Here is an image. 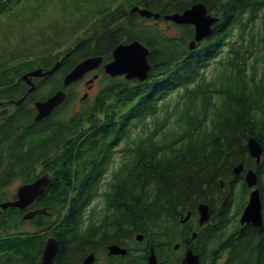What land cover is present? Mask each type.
<instances>
[{"label":"trees","instance_id":"16d2710c","mask_svg":"<svg viewBox=\"0 0 264 264\" xmlns=\"http://www.w3.org/2000/svg\"><path fill=\"white\" fill-rule=\"evenodd\" d=\"M21 1L0 0V15ZM197 2L221 21L192 53L184 55L183 37L192 36L191 27L178 26L181 37L167 36L120 4L115 11L98 12L103 24L93 22L71 48L48 52L40 66L51 67L61 57L55 73L59 89L61 77L78 61L88 56L107 61L119 44L138 39L151 50L152 70L143 83L104 75L106 87L81 111L68 114L66 107H58L37 123L30 104L0 113V203L13 198L8 187L17 180L43 174L51 178L46 194L38 199L40 207H47V216L26 222L17 208L0 212V264H41L48 234L59 242L51 264H77L101 230L93 221L83 228L84 214L99 196L116 218L113 241L142 234L155 245L168 231L176 232L181 217L190 213L187 225L197 220V207L205 204L213 224L204 226L195 239L200 264H264V225L241 226L236 218L247 194L245 183L231 217L233 192L219 208L233 169L239 164L245 169L255 166L247 139L254 137L264 148V116L259 115L264 105L257 109L255 75L247 77L242 69L253 52L251 70L259 62L264 66V10L258 16L264 0L250 6L243 0H152L149 8L146 0L137 4L163 16L182 13ZM33 62L23 59L3 73L17 72L18 78ZM212 62L217 65L215 76L207 79ZM3 88L7 90L0 98L14 99L21 93L16 79L6 81L0 74ZM116 155L119 164L112 167ZM130 168L132 182L122 195ZM109 170V187L100 190ZM259 175L264 177V166ZM127 258L144 262L139 249Z\"/></svg>","mask_w":264,"mask_h":264},{"label":"rangeland","instance_id":"374dc122","mask_svg":"<svg viewBox=\"0 0 264 264\" xmlns=\"http://www.w3.org/2000/svg\"><path fill=\"white\" fill-rule=\"evenodd\" d=\"M137 1L139 0H22L11 10L0 15V74L2 78L6 81L15 80L17 72L8 70V73L4 75L3 70L16 65L23 59L33 60L32 66L37 68L44 64L42 58L47 56L48 52L63 53L67 48H71L79 36L86 32L87 26L93 22L103 24L104 18L98 16V12L115 11L120 4L129 11L132 8L131 5L136 4ZM151 2L152 0H146L147 8ZM157 26L168 36H174L178 32L174 25L159 23ZM142 45L147 48L144 43ZM90 57L93 56L85 57L83 60ZM61 61L60 57L57 62L60 64ZM247 65L249 64L247 63ZM216 66L215 62L209 65L205 73L207 79L215 76L214 68ZM247 71L249 72V69ZM260 72L261 68L258 69V76ZM91 78L92 75L89 73L86 79L75 81V84L72 85L73 98L67 105L68 114L78 112L87 106L85 102L80 101L81 97H86V100L90 102L96 94L105 88L106 83L103 82L101 76L95 81H91ZM55 79L58 80V77ZM57 84L58 82L35 97L45 96ZM263 87L264 70L256 82L257 89ZM19 185L20 181L17 180L8 189L15 191ZM236 189H239V185ZM237 198L238 196L235 194V202H237ZM100 202L101 199L98 198L95 203L101 206ZM175 228L178 231L182 227Z\"/></svg>","mask_w":264,"mask_h":264},{"label":"water","instance_id":"95a60500","mask_svg":"<svg viewBox=\"0 0 264 264\" xmlns=\"http://www.w3.org/2000/svg\"><path fill=\"white\" fill-rule=\"evenodd\" d=\"M146 18L154 16L158 18V14H152L147 10H142L139 12ZM165 20H170L176 24H189L194 27V40L190 43V49H193L197 42H200L203 38L208 37L211 33V26L215 22L216 18L211 17L207 14L206 8L203 4L193 5L191 8L185 10L183 13L166 15ZM148 50L141 46L137 41L128 44L120 45L116 47L113 52V60L104 65V71L111 76L123 75L125 74L126 79L137 78L140 81H143L147 78V73L150 70V65L147 60ZM102 57H90L79 64H77L71 72H69L64 80V86L70 84L71 82L77 81L83 77V75L96 69L102 63ZM50 71L43 72L41 69L34 70L27 75L21 77L22 80H26L28 77H39L44 74H48ZM96 78V77H95ZM30 83V80L27 81ZM31 85L30 91L33 89L34 85ZM65 94L62 91H58L54 96L50 97L45 102H36L35 107L37 110L34 121H39L42 118L48 116L50 112L58 106L64 99ZM21 100L16 102V105H19ZM247 151L249 155L254 158L258 163L260 157L263 153L260 143L254 137H249L246 143ZM243 170V165L239 164L233 169L235 174L234 180L239 176ZM233 180V181H234ZM257 176L254 173V170H249L245 175V181L248 187L252 188L257 184ZM232 181V182H233ZM50 179L47 176H42L35 180L33 183L21 186L17 189L16 195L17 199L13 202H3L0 204L2 210H6L9 207H15L20 210L25 209L30 205L38 196L44 193V188L49 184ZM224 204V203H223ZM199 214V224H207L210 214L208 206L200 204L197 207ZM46 211H36L34 213H27L23 219H30L37 214H42ZM189 217V214L182 219V223L186 222ZM240 224L252 225L254 227L262 226V213H261V200L259 196L258 188L251 190L249 194V199L246 207L244 208L240 220ZM195 235V233H194ZM138 239H142L141 235H137ZM58 241L53 237H48L45 240L43 251L40 256V261L42 264H49L53 261L54 257L58 251ZM109 254H126V250L118 246H110ZM93 262V256H88L83 264H91ZM184 262L186 264H199L198 256L193 255L192 251L189 249L186 253ZM149 264H156V257L151 249L150 255L148 257Z\"/></svg>","mask_w":264,"mask_h":264},{"label":"flooded vegetation","instance_id":"af4514ba","mask_svg":"<svg viewBox=\"0 0 264 264\" xmlns=\"http://www.w3.org/2000/svg\"><path fill=\"white\" fill-rule=\"evenodd\" d=\"M254 2V0H243V4L245 6V4L247 3V6H250L251 3ZM196 4H200V2L194 3L193 5ZM262 14V11L259 12L258 16L260 17ZM213 17H217L219 20L218 22H220L221 18L220 16L213 14ZM259 19V18H258ZM256 24L260 23L257 21H255ZM263 52V51H261ZM263 66V63H260V67ZM29 71H25L23 73H27ZM22 73V74H23ZM92 75V77L94 76V74H90ZM87 75L83 78L86 79ZM54 76H50L49 78L46 77H42V78H32L31 81L34 83L35 85V90L36 91L38 85H50L52 83ZM39 79V81L37 80ZM22 85V92L20 94L19 98H23V102H30L32 100V96L34 95V92L28 93V89H29V85H27L25 82H20ZM258 94H257V100L258 102L262 103L264 102V89H257ZM3 101V102H2ZM36 101V100H35ZM34 99L32 101V103L35 102ZM5 103V100H1L0 101V106L3 105ZM260 109V108H259ZM259 115L264 116V112L261 113L259 111ZM261 144V143H260ZM262 146V144H261ZM262 149L264 150L263 146ZM263 157V158H262ZM262 160L258 163L257 170H258V188L260 190V194H263V189H264V177L262 175H259V170H261L262 166H264V151H263V156H262ZM244 174L245 172H243V180L242 183L244 182ZM241 178V177H240ZM33 180V179H32ZM32 180H28L25 182H20V185H24V184H28L30 183ZM236 188V186H234V189ZM125 190V188H124ZM262 191V192H261ZM231 192V189H230ZM229 192V194H230ZM250 192V188L249 190L247 189V194L244 196L245 200H244V205L239 213V215L236 217L238 222H239V218L242 214V211L244 209V207L247 204L248 201V195ZM46 194V192H45ZM43 194V195H45ZM15 195V193H14ZM42 195V196H43ZM40 196V197H42ZM38 197L28 208H26L24 211H22V215L25 214L26 212L29 211H34V210H38V209H44L46 207H40L39 204V198ZM262 198V211H263V216H264V194L261 195ZM12 200H15V196ZM234 210V208H232ZM218 214V213H217ZM21 215V216H22ZM219 215V214H218ZM233 215L232 212H230L229 217H231ZM112 218V217H111ZM103 219V218H102ZM90 219H86L83 223V228L86 229L88 226ZM189 221L182 223L181 226L183 227V229L178 230L177 232H170L164 236H161L156 242V248L154 247L153 244H148L145 241V238L142 239H136L135 236L133 237H127V236H119L120 237V242H116L113 241L112 239L115 237V234L112 233L113 231L116 230L117 225L113 222H111L108 218L105 219L104 225L101 226L100 228L101 230L97 231L94 229V231H96V237H94V240L91 241L92 245L85 247L84 245L86 244V239L88 240V238H84L82 240V244L84 248V253L81 259H79L77 264H83V261L85 260V258L92 254L94 255V262L92 264H112L113 260H119V259H123L120 258L121 256H111L108 254V247L112 244H116L119 245L122 248H125L127 250V252L132 253V251L136 252L138 251V249L140 250L141 254H146L145 258H144V262L143 264H148V255L150 252V249L153 248L155 256H156V263L157 264H185L184 260H185V256L187 251L190 249L193 253V255H197L199 258V264H200V253L196 252V248H195V239L197 238L198 232L206 225H203L202 227H200L199 225V219L194 220L190 225H187ZM98 223L100 224V220L98 221ZM213 221H212V216L210 215V222L207 224L208 225H212ZM232 226V220L231 222L228 223V230H230V227ZM117 231V230H116ZM180 231V232H179ZM193 233H196L195 237L193 236ZM148 248V250L146 249ZM130 264H137L136 263V259H133V261L130 260Z\"/></svg>","mask_w":264,"mask_h":264},{"label":"bare ground","instance_id":"6f19581e","mask_svg":"<svg viewBox=\"0 0 264 264\" xmlns=\"http://www.w3.org/2000/svg\"><path fill=\"white\" fill-rule=\"evenodd\" d=\"M68 54V53H67ZM227 63V62H226ZM216 78V77H215ZM212 82V81H211ZM61 85H62V87L61 88H59V89H67L68 87H67V85L66 86H64V84H63V82H61ZM207 91V90H206ZM213 91V90H212ZM226 91V90H225ZM227 95V94H226ZM205 97V96H204ZM3 102V101H2ZM179 102V101H178ZM223 104V103H222ZM190 107V106H189ZM215 107V106H214ZM190 109V108H189ZM201 109V108H200ZM222 110V109H221ZM194 113V112H193ZM181 126V125H180ZM167 137V136H166ZM181 150V149H180ZM180 152V151H179ZM196 218V217H195ZM213 218V217H212ZM197 219H198V216H197ZM170 230V229H169Z\"/></svg>","mask_w":264,"mask_h":264}]
</instances>
